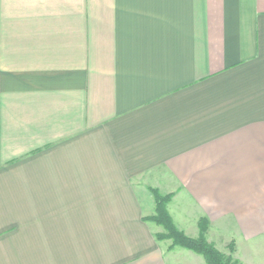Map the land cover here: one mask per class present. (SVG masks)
Wrapping results in <instances>:
<instances>
[{"label":"crops","instance_id":"crops-1","mask_svg":"<svg viewBox=\"0 0 264 264\" xmlns=\"http://www.w3.org/2000/svg\"><path fill=\"white\" fill-rule=\"evenodd\" d=\"M264 264V0H0V264Z\"/></svg>","mask_w":264,"mask_h":264},{"label":"trees","instance_id":"trees-1","mask_svg":"<svg viewBox=\"0 0 264 264\" xmlns=\"http://www.w3.org/2000/svg\"><path fill=\"white\" fill-rule=\"evenodd\" d=\"M150 192L154 198L155 212L154 215L148 218H144V221L153 222L161 226L166 234H156L155 239L163 241L164 239L170 240L171 244L169 249L174 247H181L192 251L198 255H201L206 264H224L221 258H224L217 250H215L211 244H208L205 240V233L208 229V220L202 218L198 221L199 236L196 239L188 238L183 232L178 231L174 226L171 217L166 211V204L172 198V195H161L157 190L151 189ZM230 251L233 250V244L229 245ZM229 259L227 260V263ZM233 264H239L234 261Z\"/></svg>","mask_w":264,"mask_h":264},{"label":"rangeland","instance_id":"rangeland-1","mask_svg":"<svg viewBox=\"0 0 264 264\" xmlns=\"http://www.w3.org/2000/svg\"><path fill=\"white\" fill-rule=\"evenodd\" d=\"M164 230V229H163ZM159 234H166V232L165 231H163L162 233H159ZM189 238V237H188ZM206 240V239H205ZM164 241H170V240H167V239H164ZM171 242V241H170ZM208 243V242H207ZM208 244H210V243H208ZM230 244H233V242H230L229 243V245ZM212 245V244H211ZM229 245H228V248H226V250L224 251V253L223 252H220V251H218L216 248H215V246L214 245H212V247L215 249V250H217L221 255H223V257L224 258H221L222 260H223V262H224V264H233V262L234 261H237L239 264H242L239 260H237L236 258H235V254H234V244H233V250L232 251H230L231 249H230V247H229ZM229 259V262L227 263V260Z\"/></svg>","mask_w":264,"mask_h":264}]
</instances>
